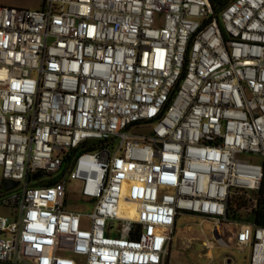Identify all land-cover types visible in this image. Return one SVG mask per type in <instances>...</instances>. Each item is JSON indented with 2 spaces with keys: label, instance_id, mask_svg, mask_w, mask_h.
I'll list each match as a JSON object with an SVG mask.
<instances>
[{
  "label": "built area",
  "instance_id": "2783aa9c",
  "mask_svg": "<svg viewBox=\"0 0 264 264\" xmlns=\"http://www.w3.org/2000/svg\"><path fill=\"white\" fill-rule=\"evenodd\" d=\"M0 169V263L165 264L190 215L264 264L227 217L264 180V0L0 6Z\"/></svg>",
  "mask_w": 264,
  "mask_h": 264
},
{
  "label": "rangeland",
  "instance_id": "374dc122",
  "mask_svg": "<svg viewBox=\"0 0 264 264\" xmlns=\"http://www.w3.org/2000/svg\"><path fill=\"white\" fill-rule=\"evenodd\" d=\"M44 0H0V6H12L27 10H38L43 6ZM253 159V162H258ZM1 174V169H0ZM61 173L53 176L62 178ZM66 180V208L79 209L87 211L84 206L79 205V194L77 182ZM89 211V210H88ZM10 210L0 205V215H10ZM182 239L190 244V249L183 250ZM211 241L215 244L212 248H205L203 242ZM218 244V245H216ZM207 250L211 251V258L207 260L205 254ZM169 260L166 264H226L227 259L231 260V264H249L251 257V248L247 247L243 251L239 248L230 246H222L217 242L214 234V226L209 221L199 216L182 215L177 218L175 232L172 236V243L169 250ZM202 256L192 257L191 263L187 257L189 254H198ZM5 264V263H0Z\"/></svg>",
  "mask_w": 264,
  "mask_h": 264
},
{
  "label": "trees",
  "instance_id": "16d2710c",
  "mask_svg": "<svg viewBox=\"0 0 264 264\" xmlns=\"http://www.w3.org/2000/svg\"><path fill=\"white\" fill-rule=\"evenodd\" d=\"M229 0H210L211 8L219 12ZM254 199V200H253ZM227 217L230 221L248 222L264 227V180L256 193L234 190L229 202Z\"/></svg>",
  "mask_w": 264,
  "mask_h": 264
},
{
  "label": "crops",
  "instance_id": "0c3cea01",
  "mask_svg": "<svg viewBox=\"0 0 264 264\" xmlns=\"http://www.w3.org/2000/svg\"><path fill=\"white\" fill-rule=\"evenodd\" d=\"M175 228H176V225H175V227H174V229H173V232H172V234H171V237H170V240H169V243H168V255L166 256V258H165V264L168 262V261H170L169 260V255H170V253H169V250H170V247H171V243H172V236H173V234H174V232H175ZM183 246L181 247V249H183V250H186V249H190L191 247H190V244H188L186 241H185V239H182V243H181ZM215 244H213V246H214ZM216 245H218V244H216ZM230 246V245H229ZM230 247H232V246H230ZM235 248V247H234ZM194 256H197L198 258H201V254L200 253H198V254H189L188 255V257H187V259H188V261L191 263V261H192V257H194ZM205 257H207V260H208V258L210 259L211 258V251L210 250H207V253L205 254ZM206 264H208V263H206Z\"/></svg>",
  "mask_w": 264,
  "mask_h": 264
},
{
  "label": "water",
  "instance_id": "95a60500",
  "mask_svg": "<svg viewBox=\"0 0 264 264\" xmlns=\"http://www.w3.org/2000/svg\"><path fill=\"white\" fill-rule=\"evenodd\" d=\"M5 183H6L7 187H12V186L17 184V183H13L12 181H9V180H6Z\"/></svg>",
  "mask_w": 264,
  "mask_h": 264
}]
</instances>
